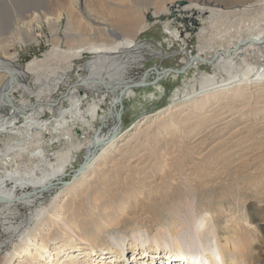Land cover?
<instances>
[{"label": "bare ground", "instance_id": "obj_1", "mask_svg": "<svg viewBox=\"0 0 264 264\" xmlns=\"http://www.w3.org/2000/svg\"><path fill=\"white\" fill-rule=\"evenodd\" d=\"M55 1L54 4L62 6L67 13V28L73 25V7L83 12L91 25L84 27L88 31L83 32L87 35L86 41L69 45L62 51L53 46L44 58H33L20 67L15 63V55L7 52L8 45L12 44L8 43L9 39L15 31L20 32L18 24L39 21L43 15L40 9L46 7V2L0 0V132L9 131L0 146V226L7 234V240L0 242V251L10 244L6 252L0 253V264H264V239L262 234L254 233L264 229V200L259 204L250 201L249 206V200L244 201L247 192L240 184L244 178L241 140L236 143L256 121L243 122L242 118L264 111L262 103L250 105L252 97L261 96L264 101V0H160L158 11H165L166 6L174 7L173 12L179 16H176L177 21H185L181 26L183 31L189 33L191 19L182 12L193 15V22L204 19L207 26L198 28L200 45L195 49L187 50L180 43L184 64L180 69L170 71V68L151 66L136 75H126V71L133 65L142 66L145 54L166 55L162 49H155L139 38L149 24L128 14L129 8L144 0H109L107 4L98 0L100 10L93 7V0ZM48 16L46 13L43 18L56 25L59 16ZM156 18L153 16L152 21L156 22ZM174 31L178 35L176 28ZM92 35L97 39H92ZM83 54L91 55L90 60L84 62L90 71L78 81L69 82L66 72L71 69V60ZM52 55L59 61L58 67L53 66V74L48 73L50 77L41 81L39 67L46 66L45 60ZM203 64H209L211 71L200 70L188 80L181 99L183 103L174 102L160 110L161 115L159 112V116L153 117L160 118L152 121L154 133L146 134L136 147L121 150L134 139L140 127L152 119L146 117L137 121L130 131L122 133L123 122L118 120L119 112L122 119V111L118 110V103L134 96L136 89L149 83L156 72L158 76L178 77L185 69L197 70ZM29 74L35 78L32 85L26 80ZM61 83L67 84L65 92L58 100H47V95ZM79 84L96 96L87 105L86 117L80 111L84 96L77 94ZM37 87L39 89L35 90ZM17 90L34 93L35 101L29 103L20 99L16 103ZM106 95L111 99L110 107L104 112L100 104ZM217 97L229 100L227 109L219 117L204 112ZM59 99L69 100L70 108H60ZM44 104L53 105L61 116L69 114V120L74 121L71 128H67L66 119H57L54 128L68 139L69 145L49 155L40 149L38 132L30 130L33 119L45 108ZM187 106L193 109L192 116L196 115L191 121L189 116H182L181 111ZM191 112L189 110L188 115ZM20 114L26 116L27 122L15 130ZM98 115V128L91 138H86L85 125L91 129ZM199 115L200 122H196ZM206 123L218 126L223 123L217 128L218 132L223 131L225 150L206 149L204 154L195 150L185 161L184 172H181L183 167H169L167 159L173 156L169 151L140 152L153 137L159 141L163 138L164 143L169 141L168 134L188 138L193 130ZM236 123L240 124L236 126ZM258 125L254 127L257 130ZM73 127H78L81 134L76 141L70 133ZM112 132L116 133L114 137H111ZM80 149L86 150L84 156L88 161L72 180L64 183L65 167ZM261 151L259 157L263 163L259 165L264 166V150ZM213 162L222 165L224 178L216 176L219 167L215 168ZM202 163L205 167L197 168ZM155 174L165 175L167 184L152 187L148 179ZM177 183L192 189L199 186L207 195H213L214 188L225 184L229 192L224 194L233 204L230 206L222 200L210 207L208 203L212 202L206 201L198 211L193 198L187 195L182 200L175 201L172 197L167 202L163 188ZM20 187L29 190L18 193ZM52 192H56L52 200L43 204L42 199ZM22 208L26 215L14 224L16 218L22 217ZM165 210L169 221L161 225L158 220L165 217ZM142 219H146V226L153 221L158 226L156 233L149 236V230L137 228L140 224L137 222ZM118 224L119 228L109 231ZM147 244L150 249L145 247Z\"/></svg>", "mask_w": 264, "mask_h": 264}, {"label": "rangeland", "instance_id": "obj_2", "mask_svg": "<svg viewBox=\"0 0 264 264\" xmlns=\"http://www.w3.org/2000/svg\"><path fill=\"white\" fill-rule=\"evenodd\" d=\"M43 1L46 2V7H43L40 9L41 10L40 12L43 13L41 19H39V21H36V20L28 21L27 20L24 25L22 23L18 24L19 26H16V27L19 28L20 32L17 33L15 31L12 34V38L14 36L16 38L14 37L13 39L12 38L9 39L8 43L11 42L12 44L8 45L9 50H7V52L13 53L15 55V63H17L20 67H24L25 64L28 61L32 60L33 58H36V59L44 58V55L47 52H49L53 46H56L58 50L62 51V50H67L69 45L75 46V45H79L81 41L82 42L86 41L84 40V37H86L87 35L83 34V32L88 33V31L84 29V27L85 25L87 26L88 25L91 26V25L83 17V14H82L83 12L81 10L77 9L76 7H73L74 9V16L72 20L73 25H71L72 27L69 26L67 28V25H65L67 24V21H66L67 13L65 12V10H63L62 6L58 4H54V2L56 3L55 0H43ZM63 1L64 3L65 1L67 2V0H63ZM100 1L105 4H107V2L109 3V0H100ZM159 1L160 0H152V1L144 0L143 3H140L138 5H133L131 8H129L128 14L130 16L132 15V17L134 16L139 17V19L144 20L146 24L147 23L149 24L148 28L141 32V34L139 35V38L142 41L148 43L150 46H152L155 49H162L166 53V55L162 56V55H157V54L156 55L145 54L144 55L145 59L143 60L142 66L140 67L135 66V65L131 66L130 68L127 69L126 75L128 74L136 75L141 70L148 69L151 66H155L160 69L170 68L169 69L170 71L175 68L180 69V67L184 66V64L181 62L183 55L180 54V50H179L180 43L187 50L195 49L197 46L200 45V41L197 38V32L200 28L207 26V24L204 23V19H203V22L195 21L197 22L195 24V22H193L194 21L193 15L192 16L190 14L186 15V13L182 12V15H185L192 20V21L190 20V26H189V28L191 27L192 31L189 29V33H188L187 31H183L181 29V26L182 24H185L184 23L185 21H177L179 20L176 17L178 15L175 14V12H173L172 10L174 7L166 6L165 11L164 10L158 11V6H160ZM91 2L93 3V7L95 9H99V10L101 9V7H98L99 6L98 0H95V1L93 0ZM152 2H154V4ZM177 3L182 4L184 2H177ZM49 6L52 8H50ZM46 13L49 15L48 16L49 18L59 16L58 22L56 23V25L55 23H49V20L47 21L46 19L43 18V16ZM206 14L207 12L203 14V17H205ZM153 16L157 17L156 22L152 21ZM173 16L176 18L174 19ZM166 21H169V23L165 24ZM175 28L178 30V35H175L176 33L174 31ZM91 37L92 39H95V38L97 39L96 35H92ZM5 43L6 42H4L3 44ZM90 57L91 55L89 54H83L81 57H76L71 60L72 62L71 69L66 72V78L69 82L75 81L78 78L88 75L90 71V67L85 66L84 62L87 60H90L89 59ZM45 62H46L45 63L46 66L43 67L42 65L43 68L39 67L40 71L42 69V72H40L41 81L50 77V75L47 76L48 73L53 74V71H54L51 68L55 65H56L55 68H57L58 63H59V61H57V59L53 55L51 57H48V59H46ZM211 69L212 67L209 64H203L202 66H199L197 70H195L194 68H189L188 70L185 69L183 72H180L181 74L178 77H173V76L164 77L163 75L158 76V73L156 72L152 80L149 81V83L145 84V86L143 87L136 89L134 96L126 98V99L124 98L121 102L124 105L123 109L121 110L122 111V122H123V132L122 133H124L125 131L126 132L130 131L134 123H136L137 121L139 122L146 117H149L152 120L151 121L149 120L148 122L143 124L140 127L141 130L139 129L140 132L138 131L134 135L135 137L133 136L134 139L132 138L131 140H129L127 144L122 146L121 150L128 151L133 146L136 147L137 145L136 143L143 142V141L140 142V140L144 139V136L146 134L152 135L155 129L154 126H153L154 129L152 127L153 125L152 121L160 120V118L154 119L155 117L159 116V114L161 115L160 110H163L167 106L173 105L174 102L178 103L180 101L178 104H182L183 102H181V99L185 95L183 91H184L185 85H187L188 80L191 77H194V75H196L200 70L211 71ZM41 74H44L45 76L43 77ZM34 79H35L34 75L29 74L26 80L29 81L28 83L30 85H32ZM155 79L156 81H154ZM74 86H76V84ZM42 87L43 85H40V88ZM77 87H78L77 94L78 95L81 94L84 96V98L81 100V103L79 105L81 115L86 117L87 105L96 96H94V93H91L88 89L81 87L80 84ZM66 88H67V84L65 83L59 84V86L56 89H53L50 92L49 96L47 95L48 97L47 100H50V101L58 100V96L62 94L63 92H65ZM37 89H39V87H37L35 90ZM41 94H43V92H41ZM35 96L36 95L34 93L27 94V92L25 93L22 90H17L14 94L16 103H18V100L20 99H26L28 100L29 103H33L35 101ZM218 98L219 97H217L214 101L210 102L209 105L205 107L204 112L206 111V113H211L214 116H216L217 114L218 117L221 113H224V110L227 109V107L225 106L226 104H228L226 102L229 100L226 98H222V100H218ZM260 98L262 97L261 96L252 97L251 99L253 102H250V105H253L254 103L264 104V101H262ZM110 99L111 97L109 95H106L105 99H103L102 101V104H100V109L103 110L104 112L108 109V107H110V104H109ZM246 99L247 98H245V100ZM59 100L62 102L61 103L60 101H58L60 108L66 109V110L70 108L71 103L69 100L67 99H59ZM243 100L244 99L240 101L242 102ZM240 101H239V105H241ZM185 102L187 101H184V103ZM121 103H118V107H119V104ZM232 105L233 104H231L230 106ZM44 106L45 108H41V112L38 114V116H36V118L33 119L32 129L30 130H33V131L35 130L36 132H38V135L41 138V144H40L41 148L40 149L45 153V155H49L53 153L54 151H56L57 149L66 148L69 145L68 139L65 137H61L62 135H59L58 132L54 128L55 125H57L56 124L57 119L61 117L66 119L65 121H68L66 123L67 128L72 126L74 124V121L69 120L71 117L67 113L61 116L56 111V108L53 105L44 104ZM188 107H191V106H187V108L184 107V110L181 111L183 114L182 113L181 114L182 116H186V118L187 116H189L190 121H191L192 119L196 118V115L192 116L193 113L191 112V110L193 111V109L192 108L188 109ZM189 110L191 113L188 115ZM103 111L101 112V114L104 113ZM252 115L242 118L243 122L247 120H249L247 122H250V120H253V119H256V121L251 123L249 128H247V130H245V132L242 133V135L244 134L242 139L237 137L238 139L236 140V143L239 140H241L239 144H242V149L240 152L243 155H242V159L240 160V162L242 163V166H243L242 169L244 171V178L241 180L240 184H242V189H246L247 193L245 195L244 201H246V199L247 201L249 200L248 206L251 204L250 201L252 202L256 201L257 204H259L261 203V201L264 200V166L259 165L263 163L261 162L262 160L259 157V154L260 152H262L261 150H264V149H260V147L261 148L264 147V132H263L264 131V111H259L258 113L256 114L254 113ZM197 117H198V121L196 122H200L201 115ZM247 117L249 118L254 117V118L248 119ZM99 121L100 119L98 115V117L94 120L93 127L91 129H89L85 125L84 128L87 131V134L85 135L86 138H91L93 131L96 128H98ZM26 122H27L26 116L24 114H20L15 123V130L21 129L25 125ZM254 123L256 124L254 125ZM75 124H78V123H75ZM193 124H195V122ZM238 124L240 123H236L234 125L237 126ZM207 125L208 124L206 123L203 126H199L196 130H193L192 132L194 133L190 134L191 136L188 138L170 136L168 134L169 141L164 143L163 138H161V140L159 141L155 139V137H153L154 139L150 143L146 144L148 147L146 146L140 152L144 151V153H146L147 151L148 153L149 152L155 153L157 151H169L168 153H171V155H173L171 159L169 158L167 159L169 167L170 168H175V166L178 168L183 167L184 169H182L181 172H184L186 171L185 170L186 166L184 165V163L190 158L189 155L191 153H194L195 150L199 152L201 151L200 152L201 154L206 153L205 151L206 149L208 151L209 149L214 150L215 148V152H220V151L225 150L226 141H224L225 139H223L224 136L221 137V134L223 131L218 132V128L222 126L223 123L220 124L219 126L216 123L210 124L208 126ZM256 125H258V130L254 128ZM260 126H262V128ZM76 128L78 127H73V129H70V133H71V137L73 141H76L79 138V136H81V134L80 135L76 134ZM254 130H257V131L255 132ZM8 134H9V131H6V130H4V132L3 131L0 132V146H2L1 143L4 140H6ZM170 134L174 135V133H170ZM218 137H221V138H218ZM85 152H86L85 149H80L79 151H77L76 156L74 157L72 162L66 165L65 168L67 171H66V174L62 177L63 181L69 182L70 180H72V172H69V170L77 168L81 164V162L83 161L85 157L84 156ZM149 161H151V158L149 159ZM213 165H216L215 168L219 167V173L216 176L219 175L224 178L223 176L224 173L221 172V168H220L222 165L219 164V166H217L216 163H214ZM199 167H205V164L202 163L201 165H198L197 168ZM155 175L152 176L153 179L152 178L148 179V180H151V183L153 185L152 187H159V186L162 187V185L164 186L165 184H167L168 181L165 175L163 174H157L156 176ZM10 185L11 184H9V186ZM27 190H29L28 187H20L18 189V193L26 192ZM157 190L158 189H155V191ZM212 191L214 192L213 195H207V194L202 193L201 188H199V186L198 187L195 186V188L192 189V188H188L186 185L184 186V184L182 183L181 184L177 183L176 185L174 184L169 185L168 189L163 188V197L168 198L167 202H169L170 200H172V197L176 201V200H182V198L185 195H187L189 199L193 198V201H194L193 205H195V207L198 208V211L202 209L201 205L205 203L206 201L212 202V203H208L210 207L217 206L219 204L217 202H221L222 200L229 202L230 206H232L233 202L227 201L228 197L224 194V192H229L225 184H221L219 188H214ZM52 193L53 194L46 195V197L42 199L43 204L45 203L48 204L52 200V196L56 192H52ZM205 196L206 198H204ZM181 208H184V207H181ZM23 209L24 208L21 209L23 212L22 217L16 218L17 220L16 219L14 220V224L19 223L22 220V218L25 217L26 210L25 209L23 210ZM166 210L163 211L165 214V217L158 220V223L161 225L169 221L167 217L168 212ZM148 217H150V214L147 216V218ZM218 218H221L220 215L218 216ZM146 219H142L138 221L137 223H140V224H138L137 228L149 230L148 233L150 236L156 233V229L158 226L156 227V225L153 224V221L148 223L150 225H147V226L144 225V223L146 222L145 221ZM120 226L121 225L118 224L116 227L110 228L109 231H113L119 228ZM254 233L262 234L263 239H264V229L257 230V232H254ZM5 237L7 238V234L4 232V230L0 226V242L7 240ZM9 246L10 244L8 243L7 247L6 248L4 247L0 251V253L3 254L4 252H6ZM145 247L150 249V246L148 244L145 245ZM129 254H131V252ZM129 257H131V255ZM262 259H264V252H263Z\"/></svg>", "mask_w": 264, "mask_h": 264}, {"label": "water", "instance_id": "obj_3", "mask_svg": "<svg viewBox=\"0 0 264 264\" xmlns=\"http://www.w3.org/2000/svg\"><path fill=\"white\" fill-rule=\"evenodd\" d=\"M124 105L123 103L119 104V107H118V110L121 111L123 109ZM120 113V112H119ZM119 113H118V120L119 122L122 120L119 116ZM79 129L76 128V134H79ZM116 135V133H113L111 134V137H114ZM88 161V158L85 157V159H83L82 163L83 164H80L77 168H74V169H70L69 172H72V178L74 177L75 174H77L83 167V165ZM67 182V181H64V183Z\"/></svg>", "mask_w": 264, "mask_h": 264}]
</instances>
